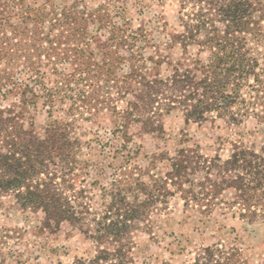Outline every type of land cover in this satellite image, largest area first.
Returning a JSON list of instances; mask_svg holds the SVG:
<instances>
[{
	"label": "trees",
	"instance_id": "1",
	"mask_svg": "<svg viewBox=\"0 0 264 264\" xmlns=\"http://www.w3.org/2000/svg\"><path fill=\"white\" fill-rule=\"evenodd\" d=\"M115 1L121 23L109 5L90 10L84 0H0V198L42 211L47 225L76 227L98 243L94 260L110 264L132 262L134 231L157 239L175 196L204 228L220 216L264 220V55L255 48L264 41V0H180L176 26L157 29L162 37L142 23L133 29L128 0L107 3ZM10 94L15 100L3 105ZM177 110L186 123L255 124L207 149L188 145L125 165L133 126L162 134ZM108 115L104 145L99 119ZM79 121L100 125L79 131ZM95 150L125 159L98 203L86 179L93 167L105 170ZM159 158L169 167L154 173ZM185 264L249 263L237 243L218 240L196 246Z\"/></svg>",
	"mask_w": 264,
	"mask_h": 264
},
{
	"label": "rangeland",
	"instance_id": "2",
	"mask_svg": "<svg viewBox=\"0 0 264 264\" xmlns=\"http://www.w3.org/2000/svg\"><path fill=\"white\" fill-rule=\"evenodd\" d=\"M45 0H36L40 5ZM72 0H53L56 4H62ZM80 1V0H79ZM90 10L100 5H109V11L114 21L121 23L122 19L115 14L116 7L122 6L119 1L107 3L108 0H84ZM180 0H128V12L126 17L133 29L140 23L147 29H151L152 37H162L157 29L167 22L169 27L176 26V14ZM82 5V4H81ZM48 23L45 29L48 30ZM153 29V30H152ZM94 32V27L90 29ZM259 56L264 55V41L255 45ZM148 55H155L154 48H147ZM179 47L174 50V55L179 57ZM166 66L163 67V73ZM15 100V96L8 95L2 99L3 105H8ZM122 107L123 102H119ZM58 115V113H57ZM47 114L42 112L37 116V122L43 125L47 121ZM104 128H99L102 141L112 137L110 130L113 128L111 117L108 115L99 119ZM91 121H79V131H94L99 124ZM164 132L162 134H141L139 127L132 128L133 147L132 156L127 164H139L146 166L155 155L173 156L177 149L190 145H201L207 149L210 145H216L218 138L233 139L238 132H246L254 128V121L241 128L229 127L222 121L211 122H189L186 123L181 111H173L165 116ZM101 127V126H99ZM102 142V143H103ZM98 144L99 143H95ZM101 145V144H100ZM108 149V146H105ZM85 149V148H84ZM136 149H138L136 151ZM87 151V149H85ZM85 153V152H84ZM96 160L100 159L104 171L98 173L91 168L87 181L93 183L90 187L95 194L94 201L101 199V187H110L115 172L120 163L125 159H117L104 156L100 150H95ZM107 154V153H105ZM128 154V153H127ZM92 159V158H91ZM169 167L167 158L158 159L154 173L164 172ZM117 173V172H116ZM144 179H148L145 174ZM217 220L210 222L206 228L199 222V216L195 211L184 212L183 201L179 196L172 197L169 209L164 214V221L155 230L157 239L142 230L133 232L130 264H185L193 257V250L201 243H212L218 240L227 244L235 242L244 249L249 264H261L264 262V220L255 222L227 217H216ZM113 249L111 245H105ZM103 248V247H101ZM99 254L98 243L82 233L69 223H62L55 227L54 223H45L42 211L24 210L20 208L12 196L0 198V264H110L103 260H94Z\"/></svg>",
	"mask_w": 264,
	"mask_h": 264
}]
</instances>
